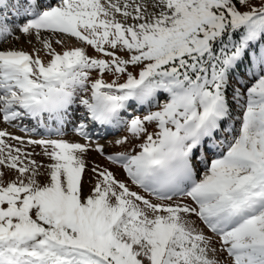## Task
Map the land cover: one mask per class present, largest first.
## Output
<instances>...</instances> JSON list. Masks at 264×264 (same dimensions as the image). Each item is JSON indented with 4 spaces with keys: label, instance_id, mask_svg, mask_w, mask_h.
I'll use <instances>...</instances> for the list:
<instances>
[{
    "label": "snow or ice",
    "instance_id": "snow-or-ice-1",
    "mask_svg": "<svg viewBox=\"0 0 264 264\" xmlns=\"http://www.w3.org/2000/svg\"><path fill=\"white\" fill-rule=\"evenodd\" d=\"M0 124V264H264V0H0Z\"/></svg>",
    "mask_w": 264,
    "mask_h": 264
},
{
    "label": "rangeland",
    "instance_id": "rangeland-1",
    "mask_svg": "<svg viewBox=\"0 0 264 264\" xmlns=\"http://www.w3.org/2000/svg\"><path fill=\"white\" fill-rule=\"evenodd\" d=\"M8 46H10V45H5V47H8ZM38 46L39 45H37V47ZM17 47H22L25 51H31L32 50L31 49V45H29V44H27V43H25L23 41H21L19 44H17ZM69 125L72 126V124H69ZM4 127H6V126L3 125V124H0V128H4ZM16 130H17V128H11V127L8 128V131L12 132L13 134H15ZM150 131H151V129H150ZM123 135H125V132H123V131H121V130L118 129V132H117L116 135H114V136H107V137H105L104 140L103 139H99V143L102 144V142H103V144L106 146V152H109V153H112V152H121V151H129L130 152V151H132V149L138 143L137 141H133L132 144H130V145L126 146V147H123V148H113V147H110L109 146L110 145V142L115 141L116 139L122 137ZM22 136H24V135H22ZM65 139H68L70 141L76 139L75 133L73 131H71V133L69 132L68 135H67V137H65ZM80 142H84V141L81 140ZM36 151L39 152L40 151L39 148H37ZM35 158L37 160H40L41 159V157H39V156H37ZM88 159H89V166H91L92 162H97V163L105 164V166L111 167V168H113L114 171H117V174L119 176L122 177V175H123V173L121 171L115 169L114 166L106 165V162L103 160V158L100 157V156H98L95 153H90ZM88 178H89L88 175H86L85 176V180H87Z\"/></svg>",
    "mask_w": 264,
    "mask_h": 264
},
{
    "label": "bare ground",
    "instance_id": "bare-ground-1",
    "mask_svg": "<svg viewBox=\"0 0 264 264\" xmlns=\"http://www.w3.org/2000/svg\"><path fill=\"white\" fill-rule=\"evenodd\" d=\"M102 132V131H101ZM20 134V133H19ZM14 135H16V132H15V134ZM22 135V134H21ZM25 135V134H24Z\"/></svg>",
    "mask_w": 264,
    "mask_h": 264
}]
</instances>
